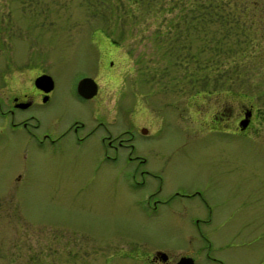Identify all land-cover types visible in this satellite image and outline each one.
<instances>
[{
    "label": "rangeland",
    "instance_id": "obj_1",
    "mask_svg": "<svg viewBox=\"0 0 264 264\" xmlns=\"http://www.w3.org/2000/svg\"><path fill=\"white\" fill-rule=\"evenodd\" d=\"M208 1L0 0V87L49 74L52 102L27 110L44 126L84 119L74 82L93 78L111 132L147 129L162 184L147 198L155 182L127 175L119 154L97 156L91 138L51 149L0 126V264H54L39 249L60 234L126 254L114 264H144L154 250L264 264V6L218 0L223 20L209 22ZM221 103L257 109L245 134L197 126ZM177 185L200 196L156 201Z\"/></svg>",
    "mask_w": 264,
    "mask_h": 264
},
{
    "label": "flooded vegetation",
    "instance_id": "obj_2",
    "mask_svg": "<svg viewBox=\"0 0 264 264\" xmlns=\"http://www.w3.org/2000/svg\"><path fill=\"white\" fill-rule=\"evenodd\" d=\"M35 76L32 77L30 83L23 87L11 89L9 88V83L5 89L0 87V126L6 124L13 127L21 126L31 137L37 140L39 146H48L51 149L57 147L63 139H67L70 143L81 145L91 138L99 148L95 153L97 156H109L110 151L113 152V158L119 154L126 162L125 165L128 166L125 169L127 175L133 176L138 172L143 182H145L146 176L155 182L154 188L148 192L147 198L160 192L162 184L161 174L158 169L161 168H156V163H152L148 159L149 154V156L152 153L158 154V151L152 148L150 143L146 142L145 139L148 136V132L144 125L140 124L138 127L133 125V127L127 128L124 126V123L127 122H121L123 123L122 128L111 132L108 120H106L107 115L104 110L102 111L99 108L101 103L96 101L99 90L96 87L95 93L89 97L77 94L73 88V98L85 112L86 117L84 119L71 116L66 120H59L57 117L51 116L50 119L46 120L47 124L41 126L37 117L27 110L31 108L36 110L43 109L51 103L50 91L52 87L49 90L36 87L33 84ZM229 97L230 103L233 102L231 101V96ZM256 110L252 105H241L240 107L237 105L236 109H234L231 104L225 106L224 103H221L211 114L213 123L198 121L197 126L206 125V127H203L207 130L224 132L228 135L245 134L249 125L253 122L252 118ZM179 125L181 130L184 131L183 129H187V125L189 126L190 123H181ZM137 131L142 135V138L135 136ZM151 185L153 184L151 183ZM195 194L200 196L193 189L185 190V188L177 185L172 191H168V195L165 198L157 199L156 201L164 202L173 197L182 199L183 197H192ZM64 237V235L60 234L54 238L52 246L56 244L55 247L45 243L50 248L48 249L44 245L42 249H39L40 255L43 257L49 254L55 255L56 258L54 260H56V263L54 264H114L111 262L113 257L121 259L126 255L121 252L110 253L108 252L109 248L106 247L94 248L98 250L97 253H94L92 247L94 241L92 238L86 237L85 240H79L73 236L70 238ZM79 247L81 248L79 249ZM181 256L189 255L180 254L175 259H172L164 251L154 250L145 257L144 264H175ZM189 257L192 259L191 256Z\"/></svg>",
    "mask_w": 264,
    "mask_h": 264
},
{
    "label": "water",
    "instance_id": "obj_3",
    "mask_svg": "<svg viewBox=\"0 0 264 264\" xmlns=\"http://www.w3.org/2000/svg\"><path fill=\"white\" fill-rule=\"evenodd\" d=\"M33 84L36 87L42 88L43 90H49L53 81L52 78L46 73H40L33 78ZM97 84L93 78L88 76H82L75 82V91L77 94L83 97H89L96 91ZM244 123V122H241ZM163 255V253H161ZM175 264H192V259L189 256H181Z\"/></svg>",
    "mask_w": 264,
    "mask_h": 264
},
{
    "label": "trees",
    "instance_id": "obj_4",
    "mask_svg": "<svg viewBox=\"0 0 264 264\" xmlns=\"http://www.w3.org/2000/svg\"><path fill=\"white\" fill-rule=\"evenodd\" d=\"M127 1H132V2L134 1L135 2L136 0H127ZM217 1L218 0H210V2L209 1L207 2L208 5L206 6V8H207L206 9V20L209 21V22H211V21H213V22H215V21L217 22L218 21L219 22V21L223 20L222 17H224V16H220V14H218V9L217 8H219L221 6H219L217 4ZM232 1H234V3L237 2L236 0H232ZM262 2H263V6H264V0L263 1L254 0V3H256V5H253L252 9L253 10L261 9L262 8V6H261ZM246 3H247V0H240V1L238 0V2L236 4V7L240 6L241 9L243 8V9L246 10V8H247ZM208 8H211V9H208ZM221 8H223V7H221ZM253 13H255V12H253ZM198 16H200L199 19H201V15L198 14ZM217 36H218V41L219 40L221 41L224 38L223 33H221L220 35L217 34Z\"/></svg>",
    "mask_w": 264,
    "mask_h": 264
}]
</instances>
